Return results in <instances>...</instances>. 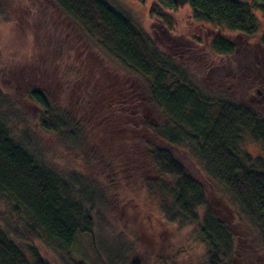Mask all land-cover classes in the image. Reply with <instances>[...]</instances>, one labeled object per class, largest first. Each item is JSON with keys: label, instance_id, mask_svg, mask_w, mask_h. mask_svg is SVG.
<instances>
[{"label": "trees", "instance_id": "16d2710c", "mask_svg": "<svg viewBox=\"0 0 264 264\" xmlns=\"http://www.w3.org/2000/svg\"><path fill=\"white\" fill-rule=\"evenodd\" d=\"M53 1L139 77L144 99L162 121L153 124L137 113V97L117 85L116 93L103 88L101 100L88 93L72 109L41 86L28 89L26 98L39 109L35 127L57 138L71 154L81 155L82 166L98 175L89 177L50 162L0 83V264H53L48 255L61 264H122L125 256L112 251L105 256L98 248L97 227L109 201L115 208L119 202L134 206L143 196L163 202L169 222L196 225L207 264L241 263L230 225L213 212L203 187L172 151L157 145L153 137L187 147L208 176L231 195L264 245V157L254 156L245 146L248 137L264 149V116L204 89L182 53L161 49L128 11L109 0ZM186 4L194 22L249 37L261 29L257 13L264 18V0ZM179 6L177 0H158L150 14L171 28L172 17L161 7ZM260 42L264 46V31ZM210 47L217 55L235 51L223 34L213 35ZM100 66L104 75H111L107 65ZM137 115H143L142 125L133 121ZM140 219L139 226L151 231ZM80 236L90 237L94 252L76 258L73 249Z\"/></svg>", "mask_w": 264, "mask_h": 264}, {"label": "rangeland", "instance_id": "374dc122", "mask_svg": "<svg viewBox=\"0 0 264 264\" xmlns=\"http://www.w3.org/2000/svg\"><path fill=\"white\" fill-rule=\"evenodd\" d=\"M109 1L128 11L161 49L169 52L170 48H175L177 53H182L188 70L204 89L253 107L264 116V46L260 42L264 18L261 13H257L261 29L257 35L249 37L194 22L192 10L186 3L176 10L161 7L162 12L172 17L173 25L169 28L160 18L150 14V8L158 4V0ZM215 34L232 40L235 51L231 55L213 52L210 42ZM98 44L53 0H0L1 85L13 96L16 111L32 126L31 138L41 145L51 163L65 171L78 170L94 178L98 175L82 166L78 158L81 155L71 154L57 138L44 135L35 127L39 109L28 101L25 93L41 86L59 104L72 109L74 102L76 104L88 93H95L101 100L99 95L103 88H113L112 92L116 93L117 85L137 97L140 102L137 113L145 115L153 124L160 123V115L157 116L144 99L139 77ZM100 64L110 68V76L104 75ZM143 115H137L133 121L142 125ZM153 141L172 151L203 187L213 212L230 225L236 237L238 261H241L238 264H264V245L260 244L258 234L241 215L231 195L208 176L187 147L154 137ZM245 146L254 156L264 157L260 142L247 137ZM103 175L99 178H104ZM162 203L143 196L134 206L119 202L115 208L109 201L108 208L102 212V224L97 227L98 248L105 256H109L108 251L125 256L122 264H207L206 246L197 234L196 225L169 222L163 215ZM166 205L169 206V201ZM140 218H144L151 231L146 232L139 226ZM87 252H94L91 239L80 236L73 255L83 258ZM48 257L53 264H61L53 256Z\"/></svg>", "mask_w": 264, "mask_h": 264}, {"label": "water", "instance_id": "95a60500", "mask_svg": "<svg viewBox=\"0 0 264 264\" xmlns=\"http://www.w3.org/2000/svg\"><path fill=\"white\" fill-rule=\"evenodd\" d=\"M179 4L183 5L184 3L187 2V0H177Z\"/></svg>", "mask_w": 264, "mask_h": 264}]
</instances>
